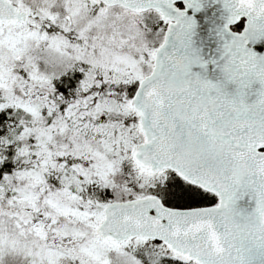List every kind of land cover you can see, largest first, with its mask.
Masks as SVG:
<instances>
[{
  "label": "snow or ice",
  "instance_id": "1",
  "mask_svg": "<svg viewBox=\"0 0 264 264\" xmlns=\"http://www.w3.org/2000/svg\"><path fill=\"white\" fill-rule=\"evenodd\" d=\"M0 264H264V0H0Z\"/></svg>",
  "mask_w": 264,
  "mask_h": 264
}]
</instances>
